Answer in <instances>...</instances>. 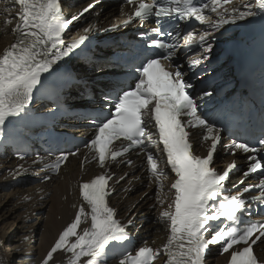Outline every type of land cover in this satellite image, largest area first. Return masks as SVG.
Instances as JSON below:
<instances>
[{
	"label": "snow or ice",
	"instance_id": "6c2138e0",
	"mask_svg": "<svg viewBox=\"0 0 264 264\" xmlns=\"http://www.w3.org/2000/svg\"><path fill=\"white\" fill-rule=\"evenodd\" d=\"M230 2L124 0L134 11L126 19L115 18L108 31L127 28L137 18L140 21L154 18L156 26L151 29V36L149 32L139 33L145 41L144 49L132 56L118 52L99 56L85 67L75 66L71 61L90 40L89 34L101 29L89 25L83 29L84 35L67 42L66 34L70 25L96 4L89 3L81 12L66 17L62 0H13L19 11L5 23L16 21L12 28L16 39L0 53V141L10 138L17 126L30 132L29 125L40 123L42 117L46 118L45 123L54 122L66 109L78 107L69 103L74 90H87L93 78L116 75L106 71L107 68L131 66L128 74L132 81L103 82L104 90L96 97V107L83 117L93 128L84 147L91 150L102 169L107 168L109 161L132 166L133 160L127 154L143 153L149 183L163 188V179L170 170L174 176L168 190L174 195L159 213L169 232L167 242L162 248L145 244L134 255L124 248L119 264H153L161 256L165 258L164 264H213L211 253L216 246L219 256L228 255L227 264H264V256L255 251L264 245V220L245 219L253 215L254 205L257 210L264 207V109L259 114L260 131L254 137L255 142L232 140L229 154L242 152L247 166L241 179L229 188L228 181L237 165L229 163L218 170L215 157L218 148L224 146L223 132L231 131L228 122L242 118L245 107L234 101L224 107L222 115L210 117L205 110L215 90L200 87L206 72L201 65L211 60L218 38L213 33H219L225 25L264 13V0L229 9L225 5ZM209 9L216 13L215 20L204 14ZM192 21L209 22V27L202 34H197L194 27L187 30L183 36L184 49L198 51L194 58L187 55L181 59V44L174 37L181 35V22ZM42 101H50L53 107ZM37 104L45 111L41 112ZM194 128L202 130V140L207 142L204 156L195 154L196 145L190 139L195 133L189 131ZM78 152L79 148L62 152L50 167L59 172L69 156ZM252 174H259V182L239 188ZM129 175L132 176L129 185L140 179L127 172L116 176L108 171L80 185L82 203L74 220L59 233L42 264H54V254L58 252L70 254L68 264H108L109 259L115 258L111 254L131 240L128 229L133 226V219L126 222L118 219L116 209L110 206V197ZM43 179L50 180L51 176L45 175ZM253 192L258 195L245 198V194ZM157 201L164 204L159 191ZM89 218L90 225L78 231L82 220ZM5 245L6 241L0 240V248Z\"/></svg>",
	"mask_w": 264,
	"mask_h": 264
},
{
	"label": "bare ground",
	"instance_id": "6f19581e",
	"mask_svg": "<svg viewBox=\"0 0 264 264\" xmlns=\"http://www.w3.org/2000/svg\"><path fill=\"white\" fill-rule=\"evenodd\" d=\"M82 1L79 0L77 5H80ZM9 4L6 1L0 4V53L13 37L14 21L12 24L5 23L6 19L13 17ZM5 9L8 11L6 12ZM96 12H99V9ZM103 14L104 18L102 17ZM106 14L107 12H99L95 16L90 13L87 17L79 20L78 25L93 20H110ZM100 23L98 22V25ZM237 157L238 155L235 157L226 156L225 161ZM30 165L29 163L10 160L6 156L0 158V191H8L0 195V240L5 241L7 237L6 240L9 242L8 252L0 248V261H3L4 264H7L12 258H16L17 264H42L47 252L58 239L59 233L74 220L75 212L82 203L77 195V182L80 181L81 175L82 178L87 177V175L78 169L74 160L70 164H65L60 174L53 180L22 188L19 184L23 177L31 173L30 170H25ZM125 170L134 174L131 169ZM125 170H120V172ZM128 177L132 176L129 175ZM125 184L126 181L124 180L120 186ZM128 186L131 190L115 194L111 198L112 204L117 207L119 217L126 215L129 218L134 215V229H137L138 236L147 237L153 248H161L167 233V226L160 221L159 213L167 204L160 205L157 196L150 199L149 194L144 195L148 188L138 191V182H132ZM162 198H166V194ZM33 220H35L34 223H30ZM36 221H39V224ZM54 224L58 227L56 235L53 231ZM89 225L90 218L88 221L82 220L78 231ZM26 236L27 239H25ZM69 255L64 252L54 254V264H68ZM20 256H25V259H18ZM212 256L214 257L213 264H224L225 257ZM108 264H117V260L112 259L108 261Z\"/></svg>",
	"mask_w": 264,
	"mask_h": 264
},
{
	"label": "rangeland",
	"instance_id": "374dc122",
	"mask_svg": "<svg viewBox=\"0 0 264 264\" xmlns=\"http://www.w3.org/2000/svg\"><path fill=\"white\" fill-rule=\"evenodd\" d=\"M6 192H8V191H0V195H1V194L3 195V194L6 193ZM36 216H37V215H36ZM36 216H35V218H36ZM35 220H38V219H35ZM35 220H33V221L30 222V223H34ZM36 223L39 224V221H36ZM57 229H58L57 225L54 224L53 231H54V234H55V235H56V233H57ZM6 239H7V237L5 238L6 245H5L4 247H2V248H3V250H7V252H8V248H7V247H8V243H9V242H7L8 240H6ZM29 245H31V244H29ZM11 261H12V264H17L16 258H12Z\"/></svg>",
	"mask_w": 264,
	"mask_h": 264
}]
</instances>
